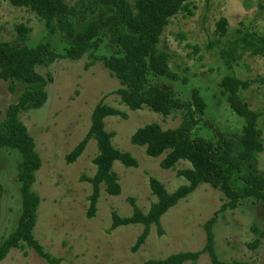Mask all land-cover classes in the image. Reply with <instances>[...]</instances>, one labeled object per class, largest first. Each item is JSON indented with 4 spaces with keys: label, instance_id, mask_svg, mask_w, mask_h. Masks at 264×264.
Returning a JSON list of instances; mask_svg holds the SVG:
<instances>
[{
    "label": "rangeland",
    "instance_id": "1",
    "mask_svg": "<svg viewBox=\"0 0 264 264\" xmlns=\"http://www.w3.org/2000/svg\"><path fill=\"white\" fill-rule=\"evenodd\" d=\"M78 1L66 0V3L71 6ZM184 3L187 9L170 18L158 47L169 53L171 69L185 81L160 77L158 82L168 86L182 100H188L191 90L197 88L206 102V109L195 133L218 139L237 138L242 126V119L230 110L221 92L220 81L232 73L242 79L258 77L260 82L253 83L241 95L250 108L261 112L258 123L262 129L263 151L254 164L264 173V56L244 53L234 70H229L219 54L221 43L215 34L216 22L225 17L228 35L246 28L264 36V0H209V3L206 0H185ZM109 16L107 13L101 15L103 24ZM83 19L85 16L79 18L75 27H81ZM20 23L30 28L25 42L30 46L48 41L57 52H61L67 44L77 43L80 39L78 27L50 35L34 12L13 7L9 0H0V39L12 41L15 26ZM112 52L113 48L105 41L95 54L110 55ZM90 61L85 54L77 60L59 58L49 66H37V72L43 76L47 73L52 76L46 86L47 99L40 108L18 115L34 140L41 160L32 185V190L40 198L33 234L44 251L59 258L58 264H145L150 259L200 250L206 241L203 224L215 213L212 231L219 258L264 264V238L257 248L247 247V243L256 237L251 227L255 225L264 230V205L244 200L235 209L221 212L219 208L225 201L224 195L209 184H200L169 208L160 218L161 232L152 224L145 241L135 252L131 247L142 232L141 224L111 229L113 211L120 217L132 214L129 198L147 213L156 201L149 187L150 177L160 181L168 192H173L187 183L177 171L189 168L190 164L179 161L174 167L164 169L160 161L166 153L149 157L143 147L130 142L137 128L149 123H157L162 129L174 128L180 122V115L175 112L162 116L147 107L130 110L115 93L120 87L118 80L101 61L87 65ZM24 87L23 83L16 82V90L11 93L8 83L0 79V121L4 120L8 105L18 100ZM101 99L126 116H107L104 128L114 134L112 145L130 153L137 166L114 163L112 169L119 178L121 192L116 196L109 195L101 185L96 211L88 218L91 184L82 177H91L95 172L92 163L97 153L95 141L90 139L83 153L71 164L65 162V155L87 133L92 110ZM19 161L18 151L0 148V245L16 227L20 214ZM0 264L49 262L24 245L11 249ZM183 264L211 263L208 254L203 253L196 261Z\"/></svg>",
    "mask_w": 264,
    "mask_h": 264
},
{
    "label": "trees",
    "instance_id": "2",
    "mask_svg": "<svg viewBox=\"0 0 264 264\" xmlns=\"http://www.w3.org/2000/svg\"><path fill=\"white\" fill-rule=\"evenodd\" d=\"M185 0H79L69 6L66 0H9L13 7L34 12L50 35L75 30L80 32L77 43L67 44L61 52L46 41L34 46L25 44L30 28L25 24L15 26V38L12 41L0 39V79L8 83L11 93L16 90V82L25 85L16 102L8 105L3 121H0V148L14 149L20 154L17 179L20 183L21 209L16 227L0 245V261L11 249L24 245L33 249L49 264H58L60 259L44 251L35 239L33 229L36 224L39 196L32 190L35 173L41 166V160L35 150V144L25 125L19 120V113L40 108L47 99L46 86L52 76L37 72V66H49L57 59L77 60L83 55L97 60L118 80L120 87L115 91L120 102L130 110L143 107L162 116L175 112L180 122L174 128L162 129L157 123H149L137 128L130 142L144 148L149 157H159L164 169L174 167L179 161H187L189 168L177 171L178 176L187 183L175 191L168 192L164 185L154 177L149 178V187L156 201L143 213L133 198L128 201L132 214L120 217L112 212L111 229L121 225L141 224L131 251L135 252L145 241L150 226L155 224L161 232L160 218L169 208L176 205L200 184H209L218 189L225 198L219 211L235 209L241 201L251 200L254 204L264 205V173L254 162L263 151L262 129L259 126L260 111H256L244 102L241 92L253 83L254 79H242L236 74L225 75L220 81L222 94L230 110L242 119L240 134L237 138L219 137L213 139L195 133L196 126L206 109V102L197 88H193L188 100H182L165 84L159 83L160 77L172 81L180 80L170 65V55L158 47L164 28L170 18L187 9ZM209 3V0H206ZM110 14L106 23L100 17ZM191 12L189 11V14ZM81 27L76 26L79 18ZM228 21L225 17L216 22L215 34L219 37V54L229 70H234L244 53L251 56H264V36L249 29H237L234 34L227 33ZM1 33V26H0ZM224 38V40H221ZM107 42L113 48L110 55L98 56L95 52ZM181 81H185L183 78ZM121 115L117 109L102 99L94 106L90 116V126L85 136L65 155V162L71 164L83 153L88 141L93 139L97 153L92 159L95 172L91 177H82L91 184L88 195L86 216L91 218L96 211L100 186L107 194L116 196L121 192L119 178L112 167L119 162L125 167H136V159L128 152L120 151L112 145L113 133L104 128V118ZM216 214L203 224L206 241L197 251H185L171 254L162 259H150L145 264H183L196 261L207 253L211 264H247L244 261H224L219 258L214 247L212 226ZM251 230L256 237L247 243L249 249H255L264 238V230L253 225Z\"/></svg>",
    "mask_w": 264,
    "mask_h": 264
}]
</instances>
